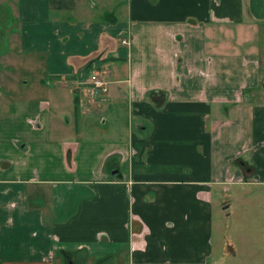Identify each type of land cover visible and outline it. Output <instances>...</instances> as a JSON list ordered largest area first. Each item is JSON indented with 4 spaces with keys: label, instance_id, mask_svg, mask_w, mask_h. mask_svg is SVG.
I'll return each mask as SVG.
<instances>
[{
    "label": "crops",
    "instance_id": "obj_1",
    "mask_svg": "<svg viewBox=\"0 0 264 264\" xmlns=\"http://www.w3.org/2000/svg\"><path fill=\"white\" fill-rule=\"evenodd\" d=\"M13 5L46 93L0 99V264L208 260L213 199L264 188V0Z\"/></svg>",
    "mask_w": 264,
    "mask_h": 264
},
{
    "label": "rangeland",
    "instance_id": "obj_2",
    "mask_svg": "<svg viewBox=\"0 0 264 264\" xmlns=\"http://www.w3.org/2000/svg\"><path fill=\"white\" fill-rule=\"evenodd\" d=\"M14 0H0V51L7 49V58L0 57V99L4 103L7 96H18L36 92L46 93V84L39 81L41 73L31 65V56L17 50V33ZM35 64L41 66L40 62ZM5 66V67H2ZM264 76V62L261 63ZM86 87V86H85ZM82 89V88H81ZM81 89H79L81 91ZM55 90L60 96L63 89ZM87 92V90L85 89ZM53 97H58L53 94ZM3 105V104H2ZM117 121L114 126L100 127L96 124L83 138H100L102 133L124 139L127 134L125 121ZM121 125V126H120ZM236 185L227 190L228 206L221 209L219 195L212 202V256L199 264H264V188L261 185ZM215 196V195H214ZM225 212V213H224ZM233 246V249L231 248ZM221 248L224 250L220 253ZM215 250V251H214Z\"/></svg>",
    "mask_w": 264,
    "mask_h": 264
},
{
    "label": "built area",
    "instance_id": "obj_3",
    "mask_svg": "<svg viewBox=\"0 0 264 264\" xmlns=\"http://www.w3.org/2000/svg\"><path fill=\"white\" fill-rule=\"evenodd\" d=\"M83 81L87 84L88 93L92 97L96 98V96H100L106 90V80L98 73H91Z\"/></svg>",
    "mask_w": 264,
    "mask_h": 264
},
{
    "label": "trees",
    "instance_id": "obj_4",
    "mask_svg": "<svg viewBox=\"0 0 264 264\" xmlns=\"http://www.w3.org/2000/svg\"><path fill=\"white\" fill-rule=\"evenodd\" d=\"M100 54H102V53L101 52L99 53V51H94V53H92L91 55L82 57L81 62L84 63V67H85V66L89 65L90 62L92 60L96 59L98 56H100L101 58H104Z\"/></svg>",
    "mask_w": 264,
    "mask_h": 264
},
{
    "label": "water",
    "instance_id": "obj_5",
    "mask_svg": "<svg viewBox=\"0 0 264 264\" xmlns=\"http://www.w3.org/2000/svg\"><path fill=\"white\" fill-rule=\"evenodd\" d=\"M68 264H71V262L69 261Z\"/></svg>",
    "mask_w": 264,
    "mask_h": 264
}]
</instances>
